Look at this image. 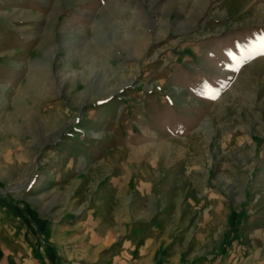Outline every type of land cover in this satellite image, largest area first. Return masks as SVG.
Here are the masks:
<instances>
[{"label":"rangeland","instance_id":"1","mask_svg":"<svg viewBox=\"0 0 264 264\" xmlns=\"http://www.w3.org/2000/svg\"><path fill=\"white\" fill-rule=\"evenodd\" d=\"M262 38L264 0H0V264H264Z\"/></svg>","mask_w":264,"mask_h":264},{"label":"crops","instance_id":"2","mask_svg":"<svg viewBox=\"0 0 264 264\" xmlns=\"http://www.w3.org/2000/svg\"><path fill=\"white\" fill-rule=\"evenodd\" d=\"M202 47H203V44H201V49H199V46L196 45L195 49L193 48V55L194 53H199L200 55ZM219 51H222V50L219 49ZM217 52H218L217 50L211 51L210 54L211 56L215 58L217 55ZM257 52H259L258 49H249V50L243 49V51L236 50L235 53L237 55V59L234 61V63H229V62L227 63L230 67L233 66V68L235 69L239 67V70H240L243 62L246 59H252L256 54H258ZM210 64L212 63L209 62V65H208L209 68H210ZM224 64L227 66L225 62ZM191 66L194 68H198L196 61H193L191 63ZM192 67H189V69H191V72L190 71L189 73L186 72L185 77H188V75L191 73L193 74ZM239 70L238 71L236 70L235 73L239 72ZM226 71L227 70L225 68H222V69L214 68L212 70L209 69V71H207V73L205 74L212 73L211 76L214 77L215 79L214 83L209 84L208 82H204L203 85H201L199 88L194 87V89L191 86H189V91H186L187 89L186 85H182L178 83L175 84V89L178 92V95L180 96V93H181V102L183 101L185 97V91L188 92V95H190L189 98H193L194 101L196 99L197 108H200L202 105H206L209 101H215L216 99H218L219 97L217 96H219L220 93L224 92L227 88H229V86H231V83L233 81L231 77V72L230 71L226 72ZM213 94H215L216 98L210 99L209 97L212 96ZM194 110L196 111L188 112V114L187 113L183 114L182 113L184 111L183 106L179 108L175 107V111H173L171 120H173L174 122L180 121L182 124L188 123V125L184 126L182 124H174V127H173L174 131L171 130L170 132H167L166 134L167 137H171V139L172 138L181 139V138H186L187 135L189 134V131L193 133L196 130L199 121L203 119V115L205 114L204 111L200 109L198 110L195 107H194ZM167 131L169 130L167 129ZM190 135H194V134H190Z\"/></svg>","mask_w":264,"mask_h":264},{"label":"snow or ice","instance_id":"3","mask_svg":"<svg viewBox=\"0 0 264 264\" xmlns=\"http://www.w3.org/2000/svg\"><path fill=\"white\" fill-rule=\"evenodd\" d=\"M260 54L264 55V38H262L261 45H260ZM237 71L239 70V67L236 69ZM210 99H215L216 96L213 94L212 96L209 97Z\"/></svg>","mask_w":264,"mask_h":264}]
</instances>
